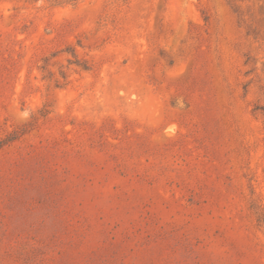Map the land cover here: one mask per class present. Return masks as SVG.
Here are the masks:
<instances>
[{"label": "rangeland", "instance_id": "obj_1", "mask_svg": "<svg viewBox=\"0 0 264 264\" xmlns=\"http://www.w3.org/2000/svg\"><path fill=\"white\" fill-rule=\"evenodd\" d=\"M0 264H264V0H0Z\"/></svg>", "mask_w": 264, "mask_h": 264}]
</instances>
